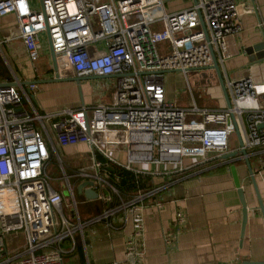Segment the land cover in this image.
Instances as JSON below:
<instances>
[{
	"label": "built area",
	"instance_id": "built-area-1",
	"mask_svg": "<svg viewBox=\"0 0 264 264\" xmlns=\"http://www.w3.org/2000/svg\"><path fill=\"white\" fill-rule=\"evenodd\" d=\"M7 13L14 15L15 31L5 40H20L32 64L42 53V34L49 33L60 76L118 75L109 101L53 110L36 106L38 83H22L14 72L0 78V264H91L85 227L102 224L111 235L127 222L124 259L143 264L145 206L161 208L175 179L226 161L221 155L230 151L232 117L246 151L264 152V81L250 75L226 80L231 105L220 108L178 106L166 97L163 81L170 69L210 65L212 52L218 62L230 55L227 37L240 28L236 0H197L176 11H168L164 0H0V16ZM160 41L168 48L159 51ZM77 142L88 144L92 166L67 171L60 147ZM96 154L106 164L162 179L122 196ZM50 163L62 169L53 177L61 180L59 188L50 181ZM84 179H93L103 206L82 219L74 191ZM185 219L176 208L166 244H175ZM19 229L25 242L8 249L5 234ZM77 237L84 262L64 259L76 250Z\"/></svg>",
	"mask_w": 264,
	"mask_h": 264
},
{
	"label": "crops",
	"instance_id": "crops-1",
	"mask_svg": "<svg viewBox=\"0 0 264 264\" xmlns=\"http://www.w3.org/2000/svg\"><path fill=\"white\" fill-rule=\"evenodd\" d=\"M236 1L239 9L240 28L237 32L228 35L227 43L230 55L223 62H219L224 83L228 79L232 80L245 75H250L256 82L264 81V57L257 59L252 49L254 44L264 39V0ZM192 2V0H164L168 11L180 10L188 7ZM4 17L10 18L9 21L12 25L6 29V26L0 23V40L17 70H13L9 65L12 72L21 81L50 77L51 72H45L36 63L32 64L29 61L20 40H5L9 36L8 34L14 33L15 26L12 13L4 14ZM9 41H13L12 45H8ZM43 47L45 46L43 45ZM42 55L43 48L40 57ZM210 73L209 70L208 81L205 80V83L194 86L193 94L189 96H171L170 89L165 85L166 97L174 104H176L175 101H178L180 104H176L178 106L191 104L209 107L225 106V98L217 76L213 71L212 79ZM106 79L113 81L108 82L109 85L116 80L115 77ZM83 85L89 87L87 82L80 83V87ZM100 85L94 84L92 88L96 90ZM203 86H206V96L200 92L199 87ZM77 88L78 84L69 80L40 82L34 93L35 104L41 110H53L64 105L77 106L82 102L109 101L112 98V96H94L93 93L90 96H79ZM260 99L264 103V96ZM237 146L238 138L234 131V134L230 136L229 148L233 150ZM78 148L87 150L89 146L85 142L67 144L60 147V152L70 153L80 150ZM232 163L235 165L248 206L247 220L242 236L241 203L230 171ZM250 163L264 202V152L250 153ZM148 176L152 184L162 179V176L158 175ZM171 191L170 194L164 195V204L161 208L147 205L143 210L145 240L143 264H237L247 259L264 260V218L258 208L257 197L243 158L229 157L226 158V161L200 172L181 176L173 181ZM65 199L64 197L63 202ZM88 199L92 202H103L99 197ZM100 207L94 205L93 213L83 216V218L80 212L79 215L82 219L87 218L94 215ZM178 207L185 212L186 219L181 226L175 244L168 245L165 243L163 235L174 230V213ZM84 213L87 214V211ZM97 225L98 230L103 229L107 232L102 224ZM130 228L131 222H127L125 226L112 231L111 235L108 233L109 239L103 241L90 238L88 243L86 236L87 245L91 246L93 254L92 257L87 249L90 263L103 264L117 258L120 259V264H130L124 259L123 252L124 237ZM64 244L67 246L69 242L66 241ZM64 259L85 261L86 255L80 238L77 237L76 250L66 252Z\"/></svg>",
	"mask_w": 264,
	"mask_h": 264
},
{
	"label": "rangeland",
	"instance_id": "rangeland-1",
	"mask_svg": "<svg viewBox=\"0 0 264 264\" xmlns=\"http://www.w3.org/2000/svg\"><path fill=\"white\" fill-rule=\"evenodd\" d=\"M10 18L4 17V15L0 19L1 25H5L6 29L10 28L12 23H10ZM42 40H43V55L35 62L37 66H39L42 70L45 72H51L52 75L54 74V69L52 61H51V55L49 52V46H48V38L47 34H42ZM13 41H9L8 45H12ZM157 49L160 51L161 46L168 48V42L167 41H160L156 44ZM15 52V51H14ZM0 71H2L0 78L1 77H12V69L17 71L13 60L11 57L7 54L5 47L3 43L0 45ZM11 66V68L9 67ZM209 70L211 71L210 75L213 79V69L211 68H193L190 70H187L186 72H181V71H169L165 73L164 76V84L166 87L170 89V95L171 96H189L190 94L192 95L193 88L196 85H199L201 83H205L204 81L209 78ZM215 72V71H214ZM51 75V76H52ZM50 76V77H51ZM108 78V77H106ZM106 78H91V79H83L81 80V83L87 82L89 87L86 85H83L80 87L82 90V96H90L91 93L92 95H97V96H111L112 91L114 89L115 83H111L109 85L108 82H113V81H108ZM207 78V79H205ZM215 80V79H214ZM94 84H101L96 90L95 88H92ZM198 88V87H197ZM201 94L206 96V86L204 87H199ZM95 91V92H94ZM176 104L180 105L179 102L175 101ZM193 105V104H191ZM190 106V105H189ZM198 106H203V105H198ZM209 107V106H206ZM221 107V106H220ZM220 107H211V108H220ZM190 116V115H188ZM193 117L195 118H200L198 114H192ZM234 132L232 133V135ZM80 150L73 151L70 153H62V159L64 160L65 166L67 167V171H70L72 168L76 167H85V168H91V152L89 149L86 150V148H78ZM119 160L124 161L125 157L124 154L119 153L118 155ZM186 162H188L187 159H185ZM47 172L49 175L52 176L50 178L51 183L53 186L56 188H59V184H61V180L55 179L53 177L59 176L62 173V169L59 167V164L55 163H50L49 166L47 167ZM63 182V181H62ZM75 199L77 202V206L80 212L81 217L87 216L93 213L94 211V205L96 207L101 206L102 207V202L101 201H91L89 200L86 196H84L83 192H79L77 190V185L75 187ZM91 201V202H90ZM93 205V206H92ZM63 207L67 212H69L70 205L68 201L65 199L63 202ZM87 211V214L84 212ZM97 212H99L97 210ZM95 212V213H97ZM85 219V218H84ZM98 223H95L91 226L85 227V236H87V242L89 243L90 238L97 240H106L109 239V234L105 232L103 229L98 230ZM91 227L95 228V232H92L90 229ZM5 240L7 243V248L8 249H14L18 246H20L22 243L25 242V232L21 229L16 230V231H11L9 233L5 234ZM87 249L90 255H92V248L90 245H87Z\"/></svg>",
	"mask_w": 264,
	"mask_h": 264
},
{
	"label": "water",
	"instance_id": "water-1",
	"mask_svg": "<svg viewBox=\"0 0 264 264\" xmlns=\"http://www.w3.org/2000/svg\"><path fill=\"white\" fill-rule=\"evenodd\" d=\"M193 2H196L197 0H192ZM47 38H48V46H49V52L51 55V61L53 64V69L55 70L56 68V64H55V56H54V51L51 45V39L49 36V33H47ZM252 49L255 53V57H257V59L264 57V39L257 42L256 44H254L252 46ZM201 68H211L215 71V74L217 76V80L218 83L221 86L224 98H225V103L226 106H230L231 105V100H230V96L228 93V90L225 86L221 71H220V65L219 62L214 54V52H212V63L208 66L205 67H201ZM193 68H188L187 70H190ZM168 71H181V69L179 68H173L170 69ZM118 74H88V75H75V76H60L58 73L54 72V74L51 77L45 78V79H37V78H32V79H28V80H22V83H27V82H36V83H40V82H46V81H74L79 85V96H82V90L80 89V83L81 80L83 79H91V78H106V77H113V76H117ZM232 121L234 124V130L235 133L237 134V138H238V144H239V148L230 150L228 152L223 153L221 156L224 158H228V157H239V158H243L244 161L246 162L247 165V169L251 178V182L252 185L254 187V191L257 197V201H258V208L261 210L262 216L264 218V202H263V198L260 195L258 186L256 184V180L254 177V170L252 168V165L250 163V154L246 151V149L242 146L243 142H242V137H241V133L239 131V128L235 122V120L232 117ZM230 171L233 177V182L234 185L236 186L237 189V193H238V197L241 203V212H242V223H241V236L243 235L244 232V227H245V223L247 220V211H248V206L245 200V196H244V190L243 187L240 183L235 165L232 163L230 165ZM94 181L93 179H84L82 181H80L77 184V190L79 192H83L84 195L88 198H96L97 197V192L96 190L92 187ZM68 192L65 190L64 191V195H66ZM237 264H264V260H243Z\"/></svg>",
	"mask_w": 264,
	"mask_h": 264
},
{
	"label": "trees",
	"instance_id": "trees-1",
	"mask_svg": "<svg viewBox=\"0 0 264 264\" xmlns=\"http://www.w3.org/2000/svg\"><path fill=\"white\" fill-rule=\"evenodd\" d=\"M1 62V59H0ZM2 71H0V75ZM96 157L103 161V170L107 172L106 178L121 192L122 196H129L138 189L151 187L149 174H141L127 169L120 164L108 163L101 154H96ZM103 206V202H102ZM102 207H100L101 209ZM100 209L98 211H100Z\"/></svg>",
	"mask_w": 264,
	"mask_h": 264
},
{
	"label": "flooded vegetation",
	"instance_id": "flooded-vegetation-1",
	"mask_svg": "<svg viewBox=\"0 0 264 264\" xmlns=\"http://www.w3.org/2000/svg\"><path fill=\"white\" fill-rule=\"evenodd\" d=\"M77 93L79 94V85H78V88H77Z\"/></svg>",
	"mask_w": 264,
	"mask_h": 264
}]
</instances>
